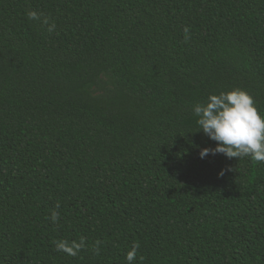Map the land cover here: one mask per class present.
<instances>
[{
	"label": "trees",
	"instance_id": "1",
	"mask_svg": "<svg viewBox=\"0 0 264 264\" xmlns=\"http://www.w3.org/2000/svg\"><path fill=\"white\" fill-rule=\"evenodd\" d=\"M236 88L264 116V0H0V264H264V163L199 155Z\"/></svg>",
	"mask_w": 264,
	"mask_h": 264
},
{
	"label": "clouds",
	"instance_id": "2",
	"mask_svg": "<svg viewBox=\"0 0 264 264\" xmlns=\"http://www.w3.org/2000/svg\"><path fill=\"white\" fill-rule=\"evenodd\" d=\"M27 17L47 26L49 33L56 29L54 21L50 22L49 18L42 17L36 11L27 12ZM184 34L187 42L190 39L188 27L184 28ZM192 110L198 117L199 130L217 142L214 149L204 148L200 151L201 159L209 154H223L228 159L248 157L253 163H264V116L258 112L252 96L245 90L236 88L210 94L205 102L196 103ZM223 174L222 170L220 175ZM56 207L59 208V203ZM49 219L53 224L58 223L60 213L52 211ZM53 243L56 251L76 257L85 247V238L81 237L79 242L57 240ZM99 243L97 241V253ZM138 248V244H133L131 250L126 253L127 264H133L137 259Z\"/></svg>",
	"mask_w": 264,
	"mask_h": 264
}]
</instances>
